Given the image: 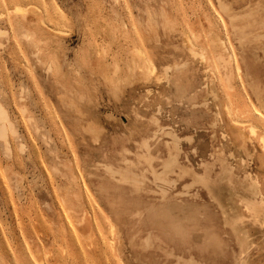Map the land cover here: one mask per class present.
I'll list each match as a JSON object with an SVG mask.
<instances>
[{"label": "rangeland", "instance_id": "obj_1", "mask_svg": "<svg viewBox=\"0 0 264 264\" xmlns=\"http://www.w3.org/2000/svg\"><path fill=\"white\" fill-rule=\"evenodd\" d=\"M0 105V264H264V0H0Z\"/></svg>", "mask_w": 264, "mask_h": 264}, {"label": "bare ground", "instance_id": "obj_2", "mask_svg": "<svg viewBox=\"0 0 264 264\" xmlns=\"http://www.w3.org/2000/svg\"><path fill=\"white\" fill-rule=\"evenodd\" d=\"M149 65V64H148ZM149 67V66H148ZM153 68H151V70H152ZM152 72V71H151ZM226 110V109H225ZM229 111V110H228ZM229 115H230V112L228 113ZM232 116V115H231ZM237 122V121H236ZM7 123H9L8 122V119H7V116H6V114H5V112H4V110H3V108L1 107V105H0V139H2L3 141H5L4 140V135H5V129H6V124ZM248 123V122H247ZM252 127V126H251ZM254 127V126H253ZM8 128V127H7ZM10 128H12V127H10ZM250 130V129H249ZM253 130V129H252ZM252 130H250V131H252ZM254 131H255V129H254ZM253 131V132H254ZM262 142V141H261ZM6 149V148H5ZM110 231H112V228H111V230ZM112 233V232H111ZM115 244V243H114Z\"/></svg>", "mask_w": 264, "mask_h": 264}, {"label": "crops", "instance_id": "obj_3", "mask_svg": "<svg viewBox=\"0 0 264 264\" xmlns=\"http://www.w3.org/2000/svg\"><path fill=\"white\" fill-rule=\"evenodd\" d=\"M175 165V160H174V158H170L167 162H166V164H165V167L167 168V169H170L171 167H173ZM254 193V192H253Z\"/></svg>", "mask_w": 264, "mask_h": 264}]
</instances>
